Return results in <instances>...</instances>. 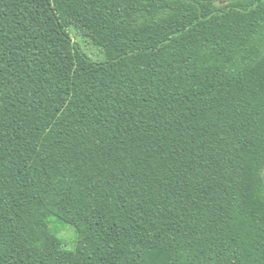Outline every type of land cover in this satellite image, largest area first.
Listing matches in <instances>:
<instances>
[{
    "label": "trees",
    "instance_id": "1",
    "mask_svg": "<svg viewBox=\"0 0 264 264\" xmlns=\"http://www.w3.org/2000/svg\"><path fill=\"white\" fill-rule=\"evenodd\" d=\"M0 264H264V0H0Z\"/></svg>",
    "mask_w": 264,
    "mask_h": 264
},
{
    "label": "rangeland",
    "instance_id": "2",
    "mask_svg": "<svg viewBox=\"0 0 264 264\" xmlns=\"http://www.w3.org/2000/svg\"><path fill=\"white\" fill-rule=\"evenodd\" d=\"M75 39L81 43L82 47L90 53L95 59L97 60H103L105 58L104 53L101 51V49L94 44H92L90 41L85 40L80 35L73 33ZM59 227L61 235L65 237L67 240V245L69 247H74L76 244L77 239V232L74 227L72 226H63L62 224L57 225Z\"/></svg>",
    "mask_w": 264,
    "mask_h": 264
}]
</instances>
